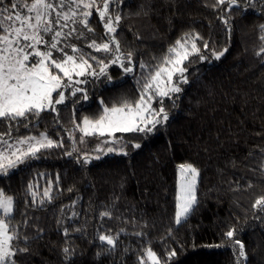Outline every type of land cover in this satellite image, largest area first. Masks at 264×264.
<instances>
[{"label": "trees", "instance_id": "obj_1", "mask_svg": "<svg viewBox=\"0 0 264 264\" xmlns=\"http://www.w3.org/2000/svg\"><path fill=\"white\" fill-rule=\"evenodd\" d=\"M227 7V0L218 7L216 0L110 4V11L121 16L116 38L122 53H132L134 72L125 74L112 64L107 69L111 81L88 77L87 84L78 85L87 90L86 101L83 93L70 96L68 89L57 111L42 112L34 126L13 132L44 134L63 143L0 174V190L15 201L21 246L27 237L28 251L17 256L20 264H139L140 257L147 264L148 250L160 264H264V213L253 208L264 197V4L253 0L248 8L225 11ZM92 11L95 38L107 40L103 22ZM177 40L193 41L198 51L183 62L187 83L179 84L181 92L163 98L168 121L147 135L117 133L126 145L122 152H96L110 138L83 136L77 125L86 117L98 118L103 107L118 105L122 97L135 101L148 71ZM85 51L107 63V54ZM7 127L0 124V133ZM73 148L79 151L67 155ZM84 153L87 164L80 159ZM181 164L192 165L199 175L197 202L178 225ZM49 182L52 199L40 206ZM29 184L37 193L35 205ZM105 209L111 218L99 217ZM72 213L77 215L70 220ZM101 226L110 230L103 234H119L115 248L97 239ZM65 227L71 228L68 237L62 234ZM229 230L235 232L233 240L243 243L244 258L226 237ZM65 247L72 250L70 256ZM171 251L176 255L169 258Z\"/></svg>", "mask_w": 264, "mask_h": 264}, {"label": "snow or ice", "instance_id": "obj_2", "mask_svg": "<svg viewBox=\"0 0 264 264\" xmlns=\"http://www.w3.org/2000/svg\"><path fill=\"white\" fill-rule=\"evenodd\" d=\"M225 2L216 0V6L224 5ZM259 2L264 4V0ZM120 3L121 0H0V124L6 122L8 125L7 131L0 133V174L7 175L9 170L26 164L36 158L42 149L63 147L62 142H54L44 134L13 136V132L21 127L34 126L33 120L42 112L57 111L56 105L65 103L68 89H71L70 96L83 93L81 99L86 101L87 90L78 85L87 84L88 77H105L111 81L107 69L112 64H118L125 74L134 72L132 53H122L116 38L121 16L113 14L114 8L110 11V4L115 7ZM252 3L253 0H227L225 11L248 8ZM93 9L103 22L107 40L101 38L98 42L94 36L90 23ZM78 42H83V45L77 46ZM204 47L207 48V45ZM85 48L107 54V63L105 58L93 56ZM197 51L195 43L191 44L189 52L188 40H177L159 64L148 71L135 101L122 97L118 105L103 107L98 118H84L82 127L77 125L84 136L110 138L102 141L95 151L122 152L126 145L123 137H118L117 133L147 135L156 130L158 125L167 122L169 117L163 106V98L171 99L172 94L181 92L179 84L187 83L183 62ZM220 55L223 52L217 54L216 58L219 59ZM200 59L205 57L201 56ZM93 62L98 66V71ZM139 67L146 69L148 66L139 64ZM174 77L178 79L174 80ZM154 103L160 106L154 108ZM132 147L139 149L141 144L134 143ZM78 151L73 148L72 152L66 154L71 156ZM80 159L85 164L89 163L87 153ZM179 173L175 213L178 225L187 218L197 202L195 188L199 175L198 170L190 164L181 165ZM33 188L32 184L28 185L31 203L35 205L37 193ZM50 192L51 182L43 191L40 206L51 201ZM253 208L264 213V197L258 198ZM76 215L72 213L68 219ZM99 217L111 218V211L105 209L99 213ZM70 230V227H65L62 234L68 237ZM75 230L82 229L76 227ZM105 231L110 230L101 226L97 239L102 245L115 248L119 234L106 235L103 234ZM234 235V230L226 232L230 240H233ZM20 242L21 234L15 223L14 198L0 190V264H20L17 256L28 251L27 237L23 238V246ZM233 243L239 246L238 256L244 258L246 253L243 243L238 239L233 240ZM71 251L69 247L63 249L66 257L71 255ZM175 255V251H171L169 258ZM146 257L151 264H160V259L152 250L146 252ZM139 264H145L144 257L139 258Z\"/></svg>", "mask_w": 264, "mask_h": 264}, {"label": "rangeland", "instance_id": "obj_3", "mask_svg": "<svg viewBox=\"0 0 264 264\" xmlns=\"http://www.w3.org/2000/svg\"><path fill=\"white\" fill-rule=\"evenodd\" d=\"M193 43V41L191 42V41H188V50H189V52H191V44ZM55 95V94H54ZM157 99H159V98H157ZM156 108V107H155ZM158 108V107H157ZM83 122V121H82ZM81 127H82V123H81ZM81 132V131H80ZM81 134L83 135V133L81 132ZM84 136V135H83ZM93 135H91V136H86V137H92ZM95 136H97V137H100V136H98V135H95ZM106 137V136H105ZM181 165H186V164H181ZM181 165H179L178 167H177V195H178V189H179V182H180V173H179V169H180V166ZM21 166L19 165L18 166V168L17 169H19ZM13 170H16V169H13ZM13 170H9V172H12ZM196 183H197V180H196ZM176 202H178L177 201V198H176ZM147 264H151V261H148L147 260Z\"/></svg>", "mask_w": 264, "mask_h": 264}]
</instances>
